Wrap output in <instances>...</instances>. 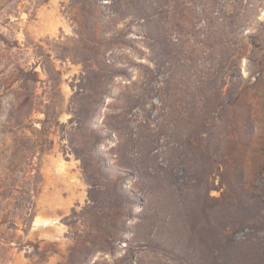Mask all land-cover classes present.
Returning <instances> with one entry per match:
<instances>
[{"label":"rangeland","instance_id":"1","mask_svg":"<svg viewBox=\"0 0 264 264\" xmlns=\"http://www.w3.org/2000/svg\"><path fill=\"white\" fill-rule=\"evenodd\" d=\"M0 264H264V0H0Z\"/></svg>","mask_w":264,"mask_h":264}]
</instances>
